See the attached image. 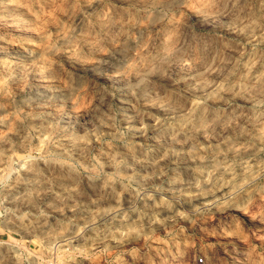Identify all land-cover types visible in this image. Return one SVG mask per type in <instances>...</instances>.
<instances>
[{"label":"clouds","instance_id":"obj_1","mask_svg":"<svg viewBox=\"0 0 264 264\" xmlns=\"http://www.w3.org/2000/svg\"><path fill=\"white\" fill-rule=\"evenodd\" d=\"M0 41V264H264V0H0Z\"/></svg>","mask_w":264,"mask_h":264},{"label":"rangeland","instance_id":"obj_2","mask_svg":"<svg viewBox=\"0 0 264 264\" xmlns=\"http://www.w3.org/2000/svg\"><path fill=\"white\" fill-rule=\"evenodd\" d=\"M13 11L17 12V14H23L25 16L30 15V13L27 12V9L19 8L14 9ZM4 35L7 36L8 40H19V39H32L35 41V44L40 43V33L36 32L32 29H17L13 28L11 26H5V30L3 32ZM20 51L19 45L14 43H7L6 41H0V58L3 59H13L14 61L19 60V57L15 55ZM235 215H239L240 218L245 222L247 227L251 229L253 232H256L258 228L264 227L260 225L258 221H252L249 218L245 217L243 213H234ZM216 222V218L213 220L208 221V223L212 224ZM186 226V225H185ZM198 236V240L203 243H216L217 247L221 249L220 253V259H226L227 264H233V261H235V264H241V259L238 256H233L229 253H224L222 251L224 247V241L218 239L214 235H211L209 232H199L196 234ZM260 235H264V233H260ZM6 238V237H5ZM232 247L240 248L243 247L241 243H233ZM158 259V258H156ZM186 264H193L192 261V254H190L186 258ZM199 264V262H197Z\"/></svg>","mask_w":264,"mask_h":264}]
</instances>
